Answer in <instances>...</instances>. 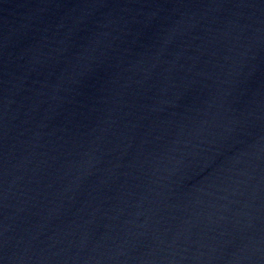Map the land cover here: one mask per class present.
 <instances>
[{
  "label": "water",
  "instance_id": "1",
  "mask_svg": "<svg viewBox=\"0 0 264 264\" xmlns=\"http://www.w3.org/2000/svg\"><path fill=\"white\" fill-rule=\"evenodd\" d=\"M0 264H264V0H0Z\"/></svg>",
  "mask_w": 264,
  "mask_h": 264
}]
</instances>
